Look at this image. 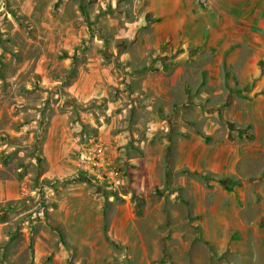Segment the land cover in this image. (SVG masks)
<instances>
[{
  "label": "rangeland",
  "instance_id": "obj_1",
  "mask_svg": "<svg viewBox=\"0 0 264 264\" xmlns=\"http://www.w3.org/2000/svg\"><path fill=\"white\" fill-rule=\"evenodd\" d=\"M0 264H264V0H0Z\"/></svg>",
  "mask_w": 264,
  "mask_h": 264
},
{
  "label": "trees",
  "instance_id": "obj_2",
  "mask_svg": "<svg viewBox=\"0 0 264 264\" xmlns=\"http://www.w3.org/2000/svg\"><path fill=\"white\" fill-rule=\"evenodd\" d=\"M143 69H144V68H143ZM137 70H142V68H141V69H137ZM202 176L207 178V175H204V174H203Z\"/></svg>",
  "mask_w": 264,
  "mask_h": 264
}]
</instances>
